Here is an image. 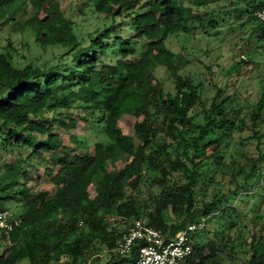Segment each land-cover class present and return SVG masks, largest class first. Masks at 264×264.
Masks as SVG:
<instances>
[{
	"label": "trees",
	"instance_id": "1",
	"mask_svg": "<svg viewBox=\"0 0 264 264\" xmlns=\"http://www.w3.org/2000/svg\"><path fill=\"white\" fill-rule=\"evenodd\" d=\"M214 2L216 10L209 7ZM82 5L101 23L85 36L77 33L74 13L67 15L57 0H0V22L24 14L19 26L32 29L41 44L62 48L52 61L24 67L0 54V209L16 205L20 220L11 232L0 230V264H135L137 246L127 256L114 252L134 220L173 236L201 217L215 226L193 236L185 264H264V227L257 234L222 194L227 182L236 199L249 194L258 205L264 187V76L256 77L258 100L244 112L239 94L232 84H220L213 63L197 60L207 75L187 69L195 59L166 44L178 32L202 31L214 39L222 28L243 35L249 29L246 41L264 50V22L255 15L261 4ZM253 53L244 51L238 64L248 66ZM158 68L168 75L166 83L156 76ZM70 116L99 126L105 136L93 155L75 154L77 147L60 137L55 124L75 126ZM128 116L131 135L120 125ZM236 135L253 151L237 148ZM39 169L52 192L28 186Z\"/></svg>",
	"mask_w": 264,
	"mask_h": 264
},
{
	"label": "rangeland",
	"instance_id": "2",
	"mask_svg": "<svg viewBox=\"0 0 264 264\" xmlns=\"http://www.w3.org/2000/svg\"><path fill=\"white\" fill-rule=\"evenodd\" d=\"M62 9H64L67 15L74 13V19L78 21L79 29L78 34L82 36L86 35V32L93 31L96 27L101 26V23L92 18L88 8L82 5V0H57ZM211 9H217V3H210ZM82 13V14H81ZM43 15V14H41ZM26 15H18L16 21H4L0 22V54H8L13 63L19 67L32 64H42L46 61H52L54 55H60L62 48L59 45H44L35 40V33L32 29L22 28L19 24H22ZM249 29L243 35L239 30L236 33H231L225 28L220 29V34L214 39H209L202 31H194L192 35L184 34L182 32L175 33L170 36L166 42L167 47L175 53H183L189 59H195L193 65H189L187 69L193 71L197 70L202 74H206V70L197 63V60L204 62V65L213 63L212 69L218 76L220 84H232L231 91H236L239 94L243 103L244 112L250 109L251 104L258 100L259 83L256 77L258 75L264 76V50L262 47L255 45L250 41H246L248 38ZM55 38L52 37V41ZM10 44V45H9ZM252 48L254 52L251 56L252 62L248 66H240L239 60L241 57H245L243 52ZM258 67L260 72H256L254 69ZM238 69L239 73H235ZM156 76L162 82H167L168 75L163 68H158ZM234 84V85H233ZM130 112V109H128ZM68 120H73L75 126L64 127L58 123L55 127L61 133L60 137L69 146L77 147L75 154L93 155L94 145L96 142L105 143L107 140L105 136L100 132V128L97 125L90 123H84L82 120L76 119L74 116H70ZM124 118L121 121V127L127 134H132L130 125L131 117H127L124 123ZM247 132L244 131L240 136L244 137ZM73 137V141L70 138ZM236 147L245 151L252 152L253 145L241 144L238 135H236ZM231 150L229 151V153ZM11 160V158H8ZM32 181L28 184L33 192L47 191L52 192L55 187L50 180L43 175V169L33 171ZM230 185L226 182L222 188V194L225 200L229 204L234 205L240 212L241 216L245 217V221L249 227L256 226L255 230L257 234L261 233V229L264 227V187L263 190L256 196L258 205H254V200L250 198V195L242 200L236 199V196L232 194ZM158 189L151 190L153 194L158 193ZM13 216L19 212V207L16 205H10L9 207ZM253 224V225H252ZM215 226L213 222H208L204 229H212ZM118 227L125 228V224L119 223ZM25 264V263H22Z\"/></svg>",
	"mask_w": 264,
	"mask_h": 264
},
{
	"label": "built area",
	"instance_id": "3",
	"mask_svg": "<svg viewBox=\"0 0 264 264\" xmlns=\"http://www.w3.org/2000/svg\"><path fill=\"white\" fill-rule=\"evenodd\" d=\"M254 1L261 4L255 15L264 22V0ZM206 221L207 218L201 217L169 236L161 229L136 219L116 240L114 252L119 256H127L137 246L135 264H185L193 252V236L205 228ZM19 223L20 220L9 210L0 209V230L11 232Z\"/></svg>",
	"mask_w": 264,
	"mask_h": 264
}]
</instances>
